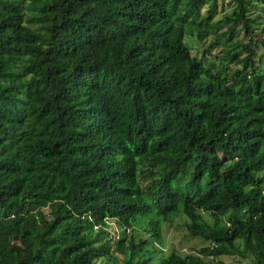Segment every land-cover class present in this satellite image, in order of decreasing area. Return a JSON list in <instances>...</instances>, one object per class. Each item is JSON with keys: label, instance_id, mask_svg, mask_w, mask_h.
<instances>
[{"label": "trees", "instance_id": "trees-1", "mask_svg": "<svg viewBox=\"0 0 264 264\" xmlns=\"http://www.w3.org/2000/svg\"><path fill=\"white\" fill-rule=\"evenodd\" d=\"M263 18L0 0V264H264Z\"/></svg>", "mask_w": 264, "mask_h": 264}, {"label": "rangeland", "instance_id": "rangeland-1", "mask_svg": "<svg viewBox=\"0 0 264 264\" xmlns=\"http://www.w3.org/2000/svg\"><path fill=\"white\" fill-rule=\"evenodd\" d=\"M251 14H254V12H251ZM263 20H264V18H263ZM182 236H183V231H182L181 227L180 226H176L174 228V230L172 231V233L169 234V236L167 237V240H168L166 242L167 247H171V245H173L172 246L173 249L176 252H178V253L183 255L185 253L192 252L194 246L198 247L201 244L200 239H198V238H193V237L183 238ZM95 264H101V262L97 261V262H95ZM226 264H229V262L226 263Z\"/></svg>", "mask_w": 264, "mask_h": 264}, {"label": "clouds", "instance_id": "clouds-1", "mask_svg": "<svg viewBox=\"0 0 264 264\" xmlns=\"http://www.w3.org/2000/svg\"><path fill=\"white\" fill-rule=\"evenodd\" d=\"M114 226V225H113ZM117 227H115V229H116ZM117 230V229H116Z\"/></svg>", "mask_w": 264, "mask_h": 264}]
</instances>
